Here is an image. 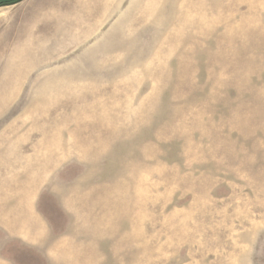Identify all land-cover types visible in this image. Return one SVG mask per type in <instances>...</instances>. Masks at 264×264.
<instances>
[{"label": "rangeland", "instance_id": "1", "mask_svg": "<svg viewBox=\"0 0 264 264\" xmlns=\"http://www.w3.org/2000/svg\"><path fill=\"white\" fill-rule=\"evenodd\" d=\"M0 1V264H264V0Z\"/></svg>", "mask_w": 264, "mask_h": 264}, {"label": "trees", "instance_id": "2", "mask_svg": "<svg viewBox=\"0 0 264 264\" xmlns=\"http://www.w3.org/2000/svg\"><path fill=\"white\" fill-rule=\"evenodd\" d=\"M10 1V3H12V4H17V3H20L21 1H23V0H9Z\"/></svg>", "mask_w": 264, "mask_h": 264}, {"label": "water", "instance_id": "3", "mask_svg": "<svg viewBox=\"0 0 264 264\" xmlns=\"http://www.w3.org/2000/svg\"><path fill=\"white\" fill-rule=\"evenodd\" d=\"M1 1V0H0ZM24 1V0H23ZM13 4H8V6H12Z\"/></svg>", "mask_w": 264, "mask_h": 264}]
</instances>
